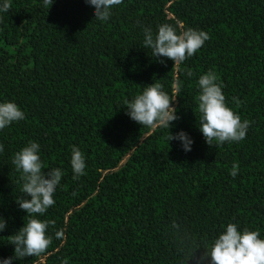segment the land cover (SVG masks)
Masks as SVG:
<instances>
[{
  "label": "trees",
  "instance_id": "16d2710c",
  "mask_svg": "<svg viewBox=\"0 0 264 264\" xmlns=\"http://www.w3.org/2000/svg\"><path fill=\"white\" fill-rule=\"evenodd\" d=\"M177 22L210 39L174 66L143 47V28L155 34ZM209 69L229 106L251 122L239 142L209 146L200 131L197 81ZM155 82L177 96L170 130L143 127L124 107ZM7 101L25 118L0 130V258L14 256L9 236L27 221L12 159L30 141L40 144L44 170L63 175L56 203L39 217L54 222L52 243L12 264H196L193 249L203 255L229 222L264 239V0H123L107 21L85 0H11L0 12V103ZM181 130L194 140L189 152L168 140ZM72 146L85 157L79 179Z\"/></svg>",
  "mask_w": 264,
  "mask_h": 264
},
{
  "label": "clouds",
  "instance_id": "9594fccd",
  "mask_svg": "<svg viewBox=\"0 0 264 264\" xmlns=\"http://www.w3.org/2000/svg\"><path fill=\"white\" fill-rule=\"evenodd\" d=\"M95 8V18L107 21L112 15L114 6L122 4L123 0H85ZM44 5L53 4V0H43ZM11 8V0H3L0 4V12H7ZM139 23V21L137 22ZM178 26L170 23L158 25V31L154 34L150 27L143 28V47L151 50V55L164 63L163 58L174 61V66L183 63L192 57L210 39L208 32L195 28H185L180 22ZM186 75L191 77L194 73L189 69ZM200 92L196 97L198 101V126L205 141L209 146L219 147L225 142H239L245 139L251 122L242 120L241 116L229 106L223 92L224 84L216 72L209 69L201 75L197 81ZM177 96L170 97L164 91L160 83L146 85L141 94L132 100H125L127 114L132 120L148 128H167L170 130L172 122L179 119L177 109L172 102ZM237 105L242 103L239 98L233 97ZM25 118V113L14 101L0 103V130L10 126L14 121ZM168 140H177L185 152L192 150L194 140L184 130L173 134L170 131ZM3 145L0 144V152ZM40 144L30 141L27 146L17 151L12 159V164L21 172L23 181V196L17 198L20 209L27 215V221L16 233L10 235V244L15 245L14 256L0 258V264H12L14 259L23 260L25 257H36L44 254L52 243V237L47 234L50 222L42 220L49 207L53 206L54 193L60 184L63 172L59 167L50 168L46 172L39 155ZM71 166L73 179H79L85 175L86 162L82 151L72 146ZM239 165L234 163L230 175H238ZM26 197H30L26 198ZM7 227V220L0 215V232ZM57 239L64 236L63 229L55 233ZM197 247L193 249L190 260L196 264H204L209 260L210 264H264V239L260 238L259 230L248 227L241 231L236 223L229 222L226 230L208 246L200 257L195 256ZM189 260V261H190ZM61 264H68V259L61 260Z\"/></svg>",
  "mask_w": 264,
  "mask_h": 264
},
{
  "label": "rangeland",
  "instance_id": "374dc122",
  "mask_svg": "<svg viewBox=\"0 0 264 264\" xmlns=\"http://www.w3.org/2000/svg\"><path fill=\"white\" fill-rule=\"evenodd\" d=\"M127 157L123 160V163L126 161Z\"/></svg>",
  "mask_w": 264,
  "mask_h": 264
}]
</instances>
